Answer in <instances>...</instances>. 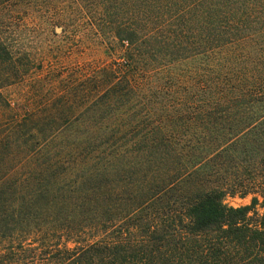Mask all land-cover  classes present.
<instances>
[{
	"label": "trees",
	"instance_id": "trees-1",
	"mask_svg": "<svg viewBox=\"0 0 264 264\" xmlns=\"http://www.w3.org/2000/svg\"><path fill=\"white\" fill-rule=\"evenodd\" d=\"M87 12L106 63L52 103L5 99L32 67L0 37V232L38 213L63 239L0 264H264V0Z\"/></svg>",
	"mask_w": 264,
	"mask_h": 264
},
{
	"label": "rangeland",
	"instance_id": "rangeland-1",
	"mask_svg": "<svg viewBox=\"0 0 264 264\" xmlns=\"http://www.w3.org/2000/svg\"><path fill=\"white\" fill-rule=\"evenodd\" d=\"M98 1L9 0L0 3V37L13 55L27 57V65L32 67L29 78L3 91L6 100L41 105L52 103L79 84L75 74L81 69L106 63L102 49H94L89 37L78 34L82 28L85 31L87 11ZM60 24L67 33L53 34L55 26ZM52 71L63 76L61 82L64 83L37 81ZM69 77L74 79L66 82ZM71 99L73 97L68 100ZM225 203L232 207L244 206L249 204V197H228ZM37 215L24 227L12 223L8 230L0 232V251L5 253V260L30 261L32 257L29 256L36 255L41 261L47 250L50 252L51 247L63 241L56 230L45 225L48 218L36 219ZM29 245L36 251H29Z\"/></svg>",
	"mask_w": 264,
	"mask_h": 264
}]
</instances>
